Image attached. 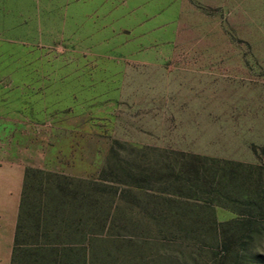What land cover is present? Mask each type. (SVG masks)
<instances>
[{
	"label": "rangeland",
	"instance_id": "1",
	"mask_svg": "<svg viewBox=\"0 0 264 264\" xmlns=\"http://www.w3.org/2000/svg\"><path fill=\"white\" fill-rule=\"evenodd\" d=\"M170 152L264 170V0H0V156L90 180L107 160L135 172ZM127 201L121 217L137 212ZM202 222L177 237L118 229L112 248L136 264H210L221 253ZM260 228L242 264H264Z\"/></svg>",
	"mask_w": 264,
	"mask_h": 264
},
{
	"label": "trees",
	"instance_id": "2",
	"mask_svg": "<svg viewBox=\"0 0 264 264\" xmlns=\"http://www.w3.org/2000/svg\"><path fill=\"white\" fill-rule=\"evenodd\" d=\"M169 154L174 158H168L167 154L159 165L157 161H145V166L134 167L135 172L115 168L107 160L106 168L90 180L26 168L12 259L22 248H27L22 253L28 258L35 262L36 255L40 254V260H45L51 256L53 247L66 238H115L119 235L118 229L133 237L149 234L160 238L161 233L166 237L186 236L202 230L204 221L208 224L204 233L210 234L221 253H213L210 264L244 263L248 258L246 241L258 236L264 223V170L200 155ZM36 175L42 177L36 179ZM31 178L37 182L40 197L27 201L26 186ZM155 184L160 187L151 188ZM131 191L136 192L135 195ZM148 191L158 194L157 200L162 203L141 202L137 195ZM105 195L110 200L103 202ZM123 198L130 200L127 202L136 213L119 215V202ZM172 200L179 202L178 206H174L172 203L176 202ZM213 207L227 209L234 219L216 222ZM122 209L126 211V207ZM197 212H203L201 227L192 230L191 225L197 222L192 213ZM125 220L128 221L125 223ZM130 220L132 223L128 225Z\"/></svg>",
	"mask_w": 264,
	"mask_h": 264
},
{
	"label": "crops",
	"instance_id": "3",
	"mask_svg": "<svg viewBox=\"0 0 264 264\" xmlns=\"http://www.w3.org/2000/svg\"><path fill=\"white\" fill-rule=\"evenodd\" d=\"M41 164L37 167L28 166L19 157L0 156V264H136L130 249L123 247V244L119 248H112L115 243H123L122 239L117 240L116 237H69L62 244L53 247L48 259L40 260V254H37L34 262L25 252L22 253L27 248H22L15 259H12L24 171L26 168L40 169ZM131 223L130 220L128 225Z\"/></svg>",
	"mask_w": 264,
	"mask_h": 264
}]
</instances>
